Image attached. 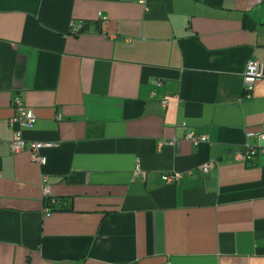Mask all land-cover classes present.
Returning a JSON list of instances; mask_svg holds the SVG:
<instances>
[{
  "label": "crops",
  "instance_id": "1",
  "mask_svg": "<svg viewBox=\"0 0 264 264\" xmlns=\"http://www.w3.org/2000/svg\"><path fill=\"white\" fill-rule=\"evenodd\" d=\"M249 60L264 0H0V264H264V153L234 158L264 130ZM15 95L44 164L9 148Z\"/></svg>",
  "mask_w": 264,
  "mask_h": 264
},
{
  "label": "built area",
  "instance_id": "2",
  "mask_svg": "<svg viewBox=\"0 0 264 264\" xmlns=\"http://www.w3.org/2000/svg\"><path fill=\"white\" fill-rule=\"evenodd\" d=\"M82 31L81 22H72L70 24L71 34H78ZM243 78V89L245 91V96H248L249 92L252 90L253 83L256 80L264 78V60H249L246 63L245 70L242 74ZM155 84H158L155 82ZM167 100L163 99L161 104L166 105ZM11 106L13 108V115L8 119V126L12 129V137L9 141V148L11 152L17 153L23 150L31 152L34 161L39 164L45 163V157L40 154V149L43 147H50L52 143H45L39 141H28L23 135L22 131L31 129L36 122V115L34 111L27 107L20 96L15 95L12 97ZM60 116L58 115L57 118ZM182 127L185 128L186 124L181 123ZM247 139H254L255 144H250L246 142L243 147L234 152V158L241 161L251 160L258 152L264 153V130H253L247 131L245 133ZM183 140L197 145L207 140V135L197 133L191 129L185 128L183 134ZM177 140L175 138L171 140H162L161 145H174ZM215 162L210 160L206 163L196 166V171L200 173H207L211 168H213ZM181 172L171 171L168 173L162 174V180L166 183H175L181 178ZM48 183L45 177H43V195L44 197L48 196ZM45 211L48 212V209L45 208ZM168 264V263H165Z\"/></svg>",
  "mask_w": 264,
  "mask_h": 264
},
{
  "label": "trees",
  "instance_id": "3",
  "mask_svg": "<svg viewBox=\"0 0 264 264\" xmlns=\"http://www.w3.org/2000/svg\"><path fill=\"white\" fill-rule=\"evenodd\" d=\"M51 198L49 196L44 197V205L49 209L52 210V204H50Z\"/></svg>",
  "mask_w": 264,
  "mask_h": 264
}]
</instances>
